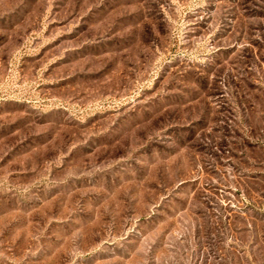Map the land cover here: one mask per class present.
I'll return each instance as SVG.
<instances>
[{
  "label": "rangeland",
  "instance_id": "374dc122",
  "mask_svg": "<svg viewBox=\"0 0 264 264\" xmlns=\"http://www.w3.org/2000/svg\"><path fill=\"white\" fill-rule=\"evenodd\" d=\"M0 264H264V0H0Z\"/></svg>",
  "mask_w": 264,
  "mask_h": 264
}]
</instances>
